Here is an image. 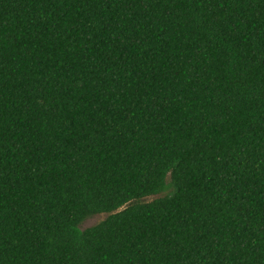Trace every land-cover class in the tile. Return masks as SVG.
<instances>
[{
	"label": "trees",
	"instance_id": "16d2710c",
	"mask_svg": "<svg viewBox=\"0 0 264 264\" xmlns=\"http://www.w3.org/2000/svg\"><path fill=\"white\" fill-rule=\"evenodd\" d=\"M0 264H264V0H0Z\"/></svg>",
	"mask_w": 264,
	"mask_h": 264
},
{
	"label": "rangeland",
	"instance_id": "374dc122",
	"mask_svg": "<svg viewBox=\"0 0 264 264\" xmlns=\"http://www.w3.org/2000/svg\"><path fill=\"white\" fill-rule=\"evenodd\" d=\"M150 199H145L143 201H148ZM107 217L106 214H100V215H94V216H91L87 219H85L79 226V228L81 230L83 229H86V228H89V227H92L98 223H100L101 221H103L105 218Z\"/></svg>",
	"mask_w": 264,
	"mask_h": 264
}]
</instances>
